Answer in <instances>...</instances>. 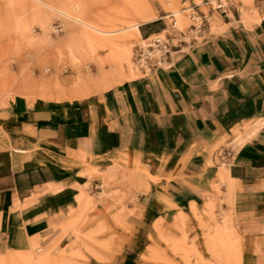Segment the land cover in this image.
I'll return each instance as SVG.
<instances>
[{"label": "crops", "instance_id": "1", "mask_svg": "<svg viewBox=\"0 0 264 264\" xmlns=\"http://www.w3.org/2000/svg\"><path fill=\"white\" fill-rule=\"evenodd\" d=\"M228 11L142 77L80 98L76 76L60 74L59 100L0 107V255L60 247L81 192L122 169L144 173L134 205L152 218L218 191L223 206L264 213V6Z\"/></svg>", "mask_w": 264, "mask_h": 264}, {"label": "rangeland", "instance_id": "2", "mask_svg": "<svg viewBox=\"0 0 264 264\" xmlns=\"http://www.w3.org/2000/svg\"><path fill=\"white\" fill-rule=\"evenodd\" d=\"M207 1L214 0H0V107L17 95L59 100L60 74L76 76L80 98L149 74L135 65L142 39L167 36L174 46L196 39L200 32L192 31V25L213 26L225 16L206 6ZM240 1L245 3L228 0L227 9L256 14L264 6V0ZM189 7L197 10L196 21L185 10ZM178 11L179 25L175 16L168 17ZM144 17L150 21L143 23ZM73 18L114 33L93 32ZM85 31L97 36L96 46L73 37ZM112 39L120 40L118 60L105 47ZM142 174L122 169L103 175L100 193L81 192L76 206L62 217L59 227L67 240L60 247L57 241L41 246L32 240L29 250L0 255V264H114L115 259L131 264H264L263 212L223 206L227 201L218 191L194 196L152 218L134 205L148 187ZM84 195L83 211L79 203ZM179 215L184 218L177 219Z\"/></svg>", "mask_w": 264, "mask_h": 264}, {"label": "built area", "instance_id": "3", "mask_svg": "<svg viewBox=\"0 0 264 264\" xmlns=\"http://www.w3.org/2000/svg\"><path fill=\"white\" fill-rule=\"evenodd\" d=\"M228 0H215L207 1L205 3L211 10L220 11L225 14L227 10ZM195 7H189L185 10L189 11L190 18L193 21L198 19L197 10H194ZM173 18L172 13L168 16ZM173 20V19H172ZM172 29L175 28L174 20L171 24ZM201 24L195 23L192 25V31L199 33L201 31ZM178 46L172 44L171 39L167 36L160 37L154 36L153 38L146 37L144 39V44L140 46L137 50L135 56V65L138 68H147L148 70L163 68L167 63L168 58L170 57L172 51Z\"/></svg>", "mask_w": 264, "mask_h": 264}, {"label": "bare ground", "instance_id": "4", "mask_svg": "<svg viewBox=\"0 0 264 264\" xmlns=\"http://www.w3.org/2000/svg\"><path fill=\"white\" fill-rule=\"evenodd\" d=\"M215 1V0H214ZM177 11V10H176ZM173 16H175V20L177 21V24L179 25L182 21V17L180 15V12H173L172 13ZM148 17V16H147ZM147 17H144V22H149L150 19H148ZM150 18V17H149ZM76 22L80 23L81 25H83V27H86L87 29L93 31V32H97L99 34H102V35H106V36H110L112 35L114 32H111V31H108V30H103L102 28L98 27V26H95L93 24H90V23H87V22H82V21H79L78 19L76 18H73ZM148 19V20H147ZM135 29L134 30H137L138 31V28H139V24H136L133 26ZM80 30V29H79ZM73 37L77 39H81V41H84L85 43L89 44V46H91L92 48V45H95V43H97L98 41V38L96 35H94L93 33H87L86 31L85 32H79V33H73ZM110 38V37H109ZM72 39V38H71ZM102 39V37H101ZM104 40V39H103ZM126 40V39H125ZM100 41V40H99ZM118 41L120 40H116V39H112V40H107L105 41V47L107 49H109L110 53H111V57L113 59H116L118 57V55L120 54L121 52V49L119 47V44H118ZM122 42V41H121ZM104 44V43H103ZM122 45V44H120ZM96 46V45H95ZM99 46V44H98ZM126 47V46H124ZM127 50V49H126ZM127 53V52H126ZM130 56V55H129ZM125 57V56H123ZM122 57V58H123ZM127 58V57H126ZM118 60V59H116ZM127 60V59H126ZM123 61V60H121ZM117 63V62H116ZM121 63V62H120ZM117 72V71H116Z\"/></svg>", "mask_w": 264, "mask_h": 264}]
</instances>
